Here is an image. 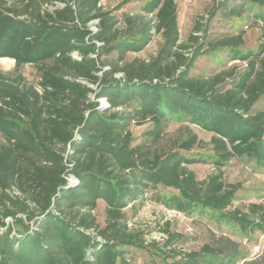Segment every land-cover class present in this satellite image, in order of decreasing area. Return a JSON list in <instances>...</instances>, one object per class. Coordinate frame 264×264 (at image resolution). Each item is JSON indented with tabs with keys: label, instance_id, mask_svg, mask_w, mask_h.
I'll return each mask as SVG.
<instances>
[{
	"label": "trees",
	"instance_id": "16d2710c",
	"mask_svg": "<svg viewBox=\"0 0 264 264\" xmlns=\"http://www.w3.org/2000/svg\"><path fill=\"white\" fill-rule=\"evenodd\" d=\"M131 1L143 0L114 9ZM53 2L61 5L45 8ZM100 3L0 0V58L36 65L40 75L37 87L0 72V264H134L129 247L169 264H234L237 243L232 251L210 244L184 251L169 222L162 242L148 241L149 232L130 227L126 209L136 214L154 191L150 198L170 209L217 210L245 233H264V201L227 211L241 184L226 182L223 170L243 157L264 167V109L254 108L264 95V42L243 51L242 33L210 40L207 28L182 42L176 0H144L122 17ZM155 34L162 36L156 55L127 59ZM218 47L249 69L237 79L236 72L192 75L198 57ZM174 115L213 133L216 172L204 180L187 167L207 162L186 153L204 145L197 133L169 149L134 143L132 124L152 121L146 134L156 143ZM98 200L106 203L104 226Z\"/></svg>",
	"mask_w": 264,
	"mask_h": 264
},
{
	"label": "rangeland",
	"instance_id": "374dc122",
	"mask_svg": "<svg viewBox=\"0 0 264 264\" xmlns=\"http://www.w3.org/2000/svg\"><path fill=\"white\" fill-rule=\"evenodd\" d=\"M9 2L13 0H8ZM122 0H101L104 9L114 10V13L122 17L123 13L139 10L144 2L131 1L122 8H114L121 4ZM178 10V23L180 29V38L182 42L188 41L191 33L202 36V31L197 28H207L206 39L216 40L225 36L242 33L245 43L240 48L243 51L248 49L258 50L264 42V3H258L254 0H229L224 6H217L214 0H176ZM59 2L46 4L45 8L54 9L60 6ZM241 5L243 9H241ZM236 8V10H234ZM93 21L90 26H94ZM162 43V36L155 34L151 43L146 48L137 53L128 54V60L134 57L149 59L156 55ZM75 57L76 53L73 54ZM249 65L246 61L231 60L229 47H218L200 55L195 62L191 74L194 76H213L223 72H236V79L246 70ZM0 72L16 76L20 73L25 79L39 87L40 75L37 66L33 64H24L16 68L15 61L10 58H0ZM117 77H122L118 74ZM225 86L230 87L232 79L227 78ZM84 82V80H82ZM101 99V98H100ZM102 107H105V101L100 100ZM255 109H264V95L254 105ZM153 127L152 121L143 124H132L135 142L148 143L158 148L169 149L174 147L179 140L185 139L191 132L197 133L198 137L204 141V145H195L190 151L191 155L201 154L207 160L206 163L189 164L187 167L196 172L199 180L206 179L209 175L216 172L212 163L214 158L210 149V140L213 133L203 129L199 124L191 123L183 117L174 115L168 122V126L161 140L156 143L151 142L146 132ZM224 179L226 182L241 184V189L237 193V198L227 208L232 211L235 208L247 210L251 202L264 201V167H260L254 160L243 158H234L223 167ZM164 195H172L176 190L172 188L160 187ZM154 192V191H153ZM153 192L147 194L148 199L140 207L139 211L132 215L131 207L127 208L129 216V225L132 228H143L149 234L147 240H157L162 242L166 238L163 229L169 222L172 231L181 236L175 243L184 251L199 250L203 245L210 244L215 247L225 246L227 250L232 251L233 244H238L240 255L234 264H264V233L261 231L243 232L235 224L222 219L221 212L211 209H201L190 213H184L175 209H170L163 204L151 199ZM106 203L98 200V205L94 212L97 214L99 223L105 225ZM7 219V222H10ZM128 256L134 264H169L163 257L150 254L147 250L129 247Z\"/></svg>",
	"mask_w": 264,
	"mask_h": 264
},
{
	"label": "built area",
	"instance_id": "2783aa9c",
	"mask_svg": "<svg viewBox=\"0 0 264 264\" xmlns=\"http://www.w3.org/2000/svg\"><path fill=\"white\" fill-rule=\"evenodd\" d=\"M93 21H95V25L94 26H90V28L94 31V32H97L98 31V26H97V23H98V20H93ZM93 21H91L90 22V24L93 22ZM98 44H100L99 42H98ZM76 56H77V58H80V56L76 53ZM120 74H122V73H120ZM118 75V74H117ZM122 76H123V74H122ZM100 100H104L105 101V106H108L109 105V103H108V101L106 100V98H101ZM69 180H70V182L71 183H74V182H77L78 181V179L74 176V175H70L69 176Z\"/></svg>",
	"mask_w": 264,
	"mask_h": 264
},
{
	"label": "crops",
	"instance_id": "0c3cea01",
	"mask_svg": "<svg viewBox=\"0 0 264 264\" xmlns=\"http://www.w3.org/2000/svg\"><path fill=\"white\" fill-rule=\"evenodd\" d=\"M130 54V53H129Z\"/></svg>",
	"mask_w": 264,
	"mask_h": 264
}]
</instances>
